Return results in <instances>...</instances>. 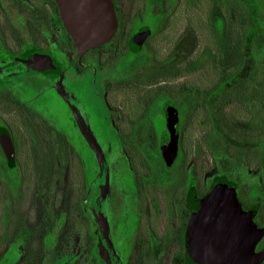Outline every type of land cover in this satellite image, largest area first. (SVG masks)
<instances>
[{"label": "flooded vegetation", "instance_id": "1", "mask_svg": "<svg viewBox=\"0 0 264 264\" xmlns=\"http://www.w3.org/2000/svg\"><path fill=\"white\" fill-rule=\"evenodd\" d=\"M140 1L112 0L115 36L80 58L53 0H0V264H189L195 212L217 196L264 229V46L239 36L231 77L245 13L198 0L190 22H207V46L189 62L181 40L162 59L166 1L142 25Z\"/></svg>", "mask_w": 264, "mask_h": 264}, {"label": "water", "instance_id": "2", "mask_svg": "<svg viewBox=\"0 0 264 264\" xmlns=\"http://www.w3.org/2000/svg\"><path fill=\"white\" fill-rule=\"evenodd\" d=\"M60 19L82 58L110 42L118 30L112 0H55ZM50 62L49 59H43ZM170 142L164 147L169 163L176 155L177 117L169 114ZM264 238L253 216L232 196L213 197L195 212L188 233L189 264H262L264 250L255 252Z\"/></svg>", "mask_w": 264, "mask_h": 264}, {"label": "rangeland", "instance_id": "3", "mask_svg": "<svg viewBox=\"0 0 264 264\" xmlns=\"http://www.w3.org/2000/svg\"><path fill=\"white\" fill-rule=\"evenodd\" d=\"M164 0H161L160 3H162ZM231 1V13L237 12L240 13L241 11L245 13L244 20L246 21V24H244V27L236 28V30L233 32L231 29V37L237 38V42L239 43V36L245 35L249 33V30L251 29V35H250V42H252V45L254 48L257 49V46H264V0H230ZM199 1L198 0H179L177 3L174 4V6H167L166 11L164 10L165 14L167 15V19L163 18V16L158 17L156 19L155 17H152L154 14H158L160 12V3L159 0H147V3L143 0L138 2L135 5V13H138L140 18H136V23L143 24L144 19L149 21L150 23H157L158 20L162 19L165 21L162 23L160 32L156 37V44L162 46V53L164 58H168L169 56L174 55L175 48L177 44H180V41H183V45L186 46V48H183V56L185 53L189 55L188 61L191 62V60L195 59L199 56L200 52L203 51V48L207 46L208 40H210L211 37H208L207 32L205 29H203L201 26L206 25L207 22H201L202 19L196 17V20L198 21L199 28L197 30L194 29V27L191 26L190 22V16L191 13L193 14V8L197 5ZM235 6V7H234ZM253 17H252V13ZM257 12V15L255 14ZM152 15V16H150ZM238 15L234 13L231 16V20L233 19L237 20L236 18ZM143 18V19H142ZM258 18V20H257ZM201 20V21H200ZM195 22V21H194ZM221 21H217V26L220 24ZM193 23V22H192ZM243 26V25H242ZM248 31V32H247ZM249 33V34H250ZM192 35L193 38H192ZM11 44L15 43V39H8ZM245 40L243 39L242 45L245 44ZM182 44V42H181ZM240 45L237 44V46L234 47L233 50L230 49V51H236L237 55L241 52L244 54V52L240 51ZM42 46H46L45 43H42ZM237 55H231L230 66L228 68L229 74L231 77H234L238 74V70L240 67V60L237 57ZM264 64V62H263ZM188 66L183 67V73H185L186 76H184L181 80V82H185L188 79H190ZM264 70V66H263ZM180 82V83H181ZM201 129V128H200ZM193 141L199 142L200 146L202 144L200 143V138L203 136V133L201 131H195L191 133ZM191 142V138L189 139ZM205 145H203V148ZM205 150V149H204ZM206 154V153H205ZM207 155V154H206ZM190 156H192L190 154ZM195 157L192 158V163L194 162ZM204 165L206 168V172H211L212 168H214V162L210 155L205 156L204 158ZM250 180V177H249ZM21 210V209H20ZM24 214V212L22 213ZM2 252V248L0 250V253Z\"/></svg>", "mask_w": 264, "mask_h": 264}, {"label": "trees", "instance_id": "4", "mask_svg": "<svg viewBox=\"0 0 264 264\" xmlns=\"http://www.w3.org/2000/svg\"><path fill=\"white\" fill-rule=\"evenodd\" d=\"M54 2H53V4H54V8H55V11H56V14H57V16H58V13H59V10H58V7H57V5H56V3H55V0H53ZM166 1V6H174V4L176 3V0H165ZM59 17V16H58ZM60 21V23H61V20H59ZM125 29V28H124ZM232 30H233V25H232ZM237 44H239L238 42H237V38H235V37H231V50H233L234 49V47L235 46H237ZM231 55H237V52L236 51H232L231 52ZM188 72L190 73V69L188 70ZM188 73V74H189ZM186 88V90L185 91H187V90H189V85H186L185 86ZM232 92H236V93H238V90L237 89H234ZM230 102H231V104H233L234 102H235V100H230ZM55 151L53 152V153H50V154H47L46 156H53V154L55 155ZM262 246H264V239H263V241L260 243V245H259V247H262Z\"/></svg>", "mask_w": 264, "mask_h": 264}]
</instances>
